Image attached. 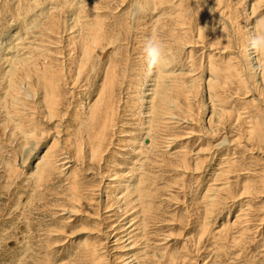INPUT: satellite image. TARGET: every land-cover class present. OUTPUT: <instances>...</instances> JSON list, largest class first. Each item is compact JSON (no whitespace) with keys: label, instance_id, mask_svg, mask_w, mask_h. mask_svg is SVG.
Returning a JSON list of instances; mask_svg holds the SVG:
<instances>
[{"label":"rangeland","instance_id":"374dc122","mask_svg":"<svg viewBox=\"0 0 264 264\" xmlns=\"http://www.w3.org/2000/svg\"><path fill=\"white\" fill-rule=\"evenodd\" d=\"M196 1L162 0L156 4L154 0L125 2L123 0H0V264H264V220H261L264 218V193H258L264 190L262 183L264 143L261 140L256 141L253 135L249 136L251 123L248 122V118L250 120L253 116V119H257H254L256 122L264 124V94L261 91L262 87H259V84H262L261 79L258 75H255L256 78L252 77L247 67H244L239 53L242 47L238 43L226 46L225 50L216 47L208 50L202 46L207 44L204 41H207L211 34L204 40L201 39L197 47L191 45L192 48L185 47L184 42L178 39L179 17L191 21V25L188 23L184 30H191L193 24L196 28V24L200 22L195 13ZM228 1H231V8L235 9L243 0ZM245 1H247L244 5L245 12L235 14L238 16L237 22L244 24L239 28L241 41L253 26L252 22L264 18V5L251 15L249 14L251 7L258 0ZM141 2L144 5L139 13L137 6ZM204 2L206 8L210 10L206 17L203 16L206 18L203 22L204 35L211 32L216 22L213 21L214 18L221 23L224 22L223 26L226 25L231 31L234 30L231 21L215 10L210 0ZM64 3L67 5L65 6ZM226 6L224 4L222 10ZM48 8H58L57 12L67 9L74 18L81 16L82 23L79 24L78 32L81 30L86 32L85 26L93 22L91 18L106 20L107 33L114 39L111 47L106 49V43H102L99 50L93 53L78 85L71 88L73 86L71 77H68L65 83L62 82L58 90V111L66 118L54 122L48 121L44 116L46 113L42 112L45 102L41 91L36 101L43 108L38 109L32 105V102L29 103L33 110L38 109H35L37 113L23 109L21 105L19 109L14 108L11 100L7 101V105L4 99L9 89L11 69L15 71V68L21 67V63L28 64L29 61L23 62V59H29L31 55L36 54L32 42H39L38 35L43 29L34 25L42 24ZM226 10L229 8L224 10L225 14H229L230 10L228 12ZM64 12L66 13V10ZM247 13L248 18H244V14ZM183 29L181 32H184ZM152 36L166 45L167 70L174 71L176 75H173L174 77L169 75L168 81L172 79L174 82L178 81L180 85L186 84L183 81H187L185 87L188 88L191 79H195L201 86L200 89H193L192 93L191 91L187 93L188 97L199 94L197 97L195 95L193 98L190 97V101L184 98L186 92L181 87V90L175 87L168 90L170 97L175 96L174 99L179 97L177 100L179 105L181 104L180 109L194 118V123L186 127L183 124L181 127H174L172 132L165 130L167 133L179 135L178 141L171 149H167L168 141L162 140L164 131L160 133V130H155L152 132L151 141L149 139L144 141L147 130L145 125L148 120L144 113L147 109L144 107L140 109L137 105L136 88L138 89L139 86L147 93L146 88L150 87L147 84L153 77L149 76L146 80L142 67L145 60L144 44ZM28 42L32 44L31 48ZM70 49V46L66 48L65 59L72 58L70 53L67 55ZM208 56H211L217 68L220 67L218 73L216 72L220 87L213 90L207 88L210 77L207 72ZM238 61H241L245 69L243 70L247 74L240 75L241 77L226 76L227 72H223L227 70L225 66L228 65L233 69ZM113 62H117L123 69L127 67V71L125 69L126 72H123L126 77L120 92L122 93L120 98L123 99L118 111L117 125L114 127V140L106 156L104 155L101 168L97 162L85 159L84 163V155H75L73 152L77 157L73 167L61 171V165H57L60 162L56 161L57 157L59 158V154L70 155V149L73 148L68 143L71 140L78 143V129L83 127L84 117L80 118L77 110L92 106L100 92L105 69ZM248 75L251 76V80ZM141 76L147 81L143 86L138 82L143 79ZM238 78H241V82ZM255 79L256 84L253 83ZM189 90L188 88L187 91ZM140 92L141 90L139 94ZM217 95L220 99L213 101L216 100ZM142 96L148 98L147 95ZM214 102L219 104L221 102L224 109L221 108V104ZM15 106L17 107V104ZM214 107L228 113L220 116L224 124L217 135L210 132V129L217 125L219 118L218 112L212 110ZM137 108L142 110L141 117L135 112ZM212 112L213 119L210 120ZM237 113H241L242 116L236 115ZM30 114L34 115L32 119L28 117ZM155 118L159 120L158 115ZM17 121L22 122V127L17 125ZM24 124L27 127L23 126ZM25 129L27 131H23ZM191 131H194V134H190ZM228 131L232 138H237L236 142L233 145L227 143L224 148L219 147L217 144L223 140L224 135L229 136ZM24 132H34L36 137H39L37 149L32 154L24 150L27 141ZM152 140V146L146 149ZM142 141L145 149L141 151ZM216 145L218 148L214 149ZM258 145H261L260 149ZM79 146L78 144L74 148L78 149ZM228 147H231V150ZM180 148L188 156L189 168L182 167V157L179 156L180 160H178L172 153ZM234 150H237L236 153ZM46 151L49 153L42 166L45 167L47 164L50 166V163L51 166H46L41 170L42 174H38L36 164ZM163 152H171L172 155ZM201 155L202 157L206 155L208 160L200 165L204 167L196 169L194 165L200 160ZM230 156H232L231 161ZM227 159L231 163L225 162ZM81 164L85 168L80 167ZM228 165L231 170L228 169ZM104 170L107 172L103 177ZM213 177L217 182H213L215 181ZM224 182H228V189L221 192L216 204L209 206L208 195L213 193L207 192L208 188L220 186ZM247 184L252 187L246 188ZM125 192H131V198L138 197V201L130 205V214H125L122 201L117 202L118 197ZM108 204L111 205L110 208L106 207ZM120 205L123 207L118 208ZM132 206L135 207L131 208ZM133 211L134 214L131 215ZM206 211H209L207 215ZM135 215H139L140 227L135 231L138 232L136 236L131 238L133 243L136 242L135 247L132 248L133 250L124 248L123 252L118 248L126 245L127 242L118 241L116 245L115 239L121 235L117 227L126 225ZM204 221L208 223L205 226ZM204 227H207L205 232ZM111 232L112 238L107 236ZM119 233L120 235H115ZM190 240L192 243H189Z\"/></svg>","mask_w":264,"mask_h":264},{"label":"bare ground","instance_id":"6f19581e","mask_svg":"<svg viewBox=\"0 0 264 264\" xmlns=\"http://www.w3.org/2000/svg\"><path fill=\"white\" fill-rule=\"evenodd\" d=\"M125 1L126 0H123V2H125ZM210 1L213 3L212 6H213V8H215V10H218L219 13H222L223 15H225V19H227L228 21H231V23L233 25V28H234V30H233L234 33H233V31H231V29H229L228 27H226V25L223 26L224 25L223 24L224 22L221 23V21H218L217 18H214L213 21H216V22H214V24H213L214 26L211 29V32L208 33L207 35H204L205 33H204V30H203L204 29L203 22H204V20L206 18H203V16L206 17L210 13V10L208 8H206V4H205L204 0H199V2L197 0L196 1L195 13L198 15V19H200L199 24H196L197 26L195 28V27H193L194 24L192 23L193 26L191 27L192 28L191 30H184L186 28V26H187L188 23L191 25V21L185 20V18L183 19V17L182 18L179 17V23H178V25H179V30H180L179 32L180 33L178 35L179 38L178 37L177 38L182 43L184 42L183 44L185 45V47L187 46V47H191L192 48L195 45L197 47V45H199L198 42L201 41V39L204 40L206 37H208L211 34L210 37L207 39V41H204L205 44L206 43L207 44L204 45V46H202V47H206L208 50L209 49L211 50L212 47H216L219 50H225L226 49V46H230V45H232L234 43L240 44V47H242V48H240L241 50L239 51V53H240V57L242 58V60L244 62V67H247V71L250 73V75H252V77L256 78L255 75H258L260 77L262 84H259L260 85L259 87H262L261 91L264 94V76H262L261 73L257 70V68H256V65H257L256 56L250 50V48L248 46L249 45V39H250L251 35L253 34V30H254V26L256 24V21L252 22L253 23V26L250 27V30H248L249 32L244 28L248 32V34L246 35V37L244 35L245 38H244L243 41H241V39L239 37V32H240V29L239 28H242V25L244 26V24L243 23L239 24V22H237L238 21L237 20L238 19V16L237 15L238 14H242L243 12H245L244 5H245V3L247 1L243 0L242 3L240 2L239 6H237L235 9H232L231 8V6H230L231 5L230 4L231 1H228V0H210ZM154 2L157 4V2L158 3L159 2H162V0H154ZM50 4H51V2H50ZM224 4L227 5L226 6L227 9L229 8V10H230L229 14H227V13L225 14V11H224L226 9L225 7H224V10H222ZM64 5L66 6L67 4L64 3ZM142 5H144V3L141 2L140 5L137 6V9H138L137 11L139 13L141 12L140 8L142 7ZM263 5H264V0H258L256 3H254L252 5L251 11H250L249 14L252 15V14L256 13L258 11V9L261 8ZM34 6H36V5H34ZM34 6H33V8H35ZM59 8H61V7H59ZM57 9L58 8H48L46 13H45V11L43 12V13H45V16H44L45 19H44V21H42V24L34 25L36 27L39 26V27H41L43 29V30H41L42 33H39L38 32L40 34V35H38L40 37L37 39V40H39V42L36 41L37 43H35L32 40L34 42V43L32 42L33 46L35 45V47H34L35 52L34 53H36V54L31 55V57L29 59L28 58L23 59V62H24V60L25 61H29L28 64H27V62L26 63H21V65H20L21 67L15 68V71H13V68L11 69V72L9 73V74H11L10 75V81H9V89L7 88L8 89L7 94L4 96V97H6L4 99H5V102H6L7 105H8L7 101L10 102V100H11V102H12L11 105L14 108H18L19 109V107H20L19 105H21V107H23V109H27L30 112L37 113L36 110H38L40 108H43V107L39 106L38 103H37V101H36V100H38L37 99V95L40 94V91H41V95L44 98V102H45V108L42 110V112L44 114L46 113L44 116L50 122H54V120H57V119H59V120L61 119L62 120L64 118H66L65 115L60 114L59 111H58V104H59V96H58L59 91L58 90L61 87L62 82L65 83V80L67 81L68 77H71L72 79L69 78V79H71V82H73L72 83L73 86L71 88H73L74 86L78 85L79 82L82 81V76H83L84 72L86 71L87 67L89 66V62H90L92 56L94 55L93 53L95 51L99 50L98 48H99V46H101L102 43H106V47L104 46L106 49H108L109 47H111L112 44L114 43V39L110 38L109 37V34L107 33L108 32V29H107V26L108 25L106 23L107 22L106 20H102V19L99 20L98 18H94L93 19V18H91V16H89L91 18V21H93V22H90V24H87V26H85L86 27V30H85L86 32H83V30H81L80 32H78L79 31V28H78L79 27V24L82 23L81 20H80L81 16H80V18H76V17L74 18L73 16H71L72 13L70 14V11L67 12L68 11L67 9L64 8L66 10V13L64 12L65 10L63 12L62 11L57 12ZM229 10H226V12H228ZM234 10H236V11H234ZM91 13L92 12H90V14ZM195 13H193V14H195ZM235 14H237V15L235 16ZM247 15H248V13L247 14H244V18H248ZM246 25H245V27H247ZM31 26H33V24ZM83 26H84V24H83ZM76 27H77L78 30L76 29ZM167 28H168V26H167ZM182 29H183L184 32H181ZM162 30H164V29L162 28ZM193 31H195V33ZM111 34H113V33H111ZM170 35H171V33H170ZM173 36H172V38H173ZM23 42H25V41H23ZM28 43L30 44L29 46L31 48V45L32 44L30 42H28ZM208 44H210V45L208 46ZM191 45H193V46H191ZM201 45H203V44H201ZM68 46H70L71 49L68 51L67 55L70 53V55L72 56V58L65 59L66 57H64V56L66 55V51H67L66 48ZM169 48L171 49V47H169ZM31 54H32V52H31ZM73 55H75V56H73ZM208 58L209 59H208L207 67L209 68V70L207 72L209 73L210 77L208 78V81H207L208 82L207 88H210L211 90H213L214 88L220 87L219 80H218V75H217L220 67L217 68L215 62L212 61L213 59L211 58V56L210 57L208 56ZM73 64H76V65L73 66ZM142 65H143L142 67H144V71H143L144 73H143V75L146 77L145 79L147 80V77L153 76L151 78V82H149L147 84V86H150V87L146 88L148 90L147 93L143 92L144 91V90H142L143 88L140 89L139 86H138V89L136 88V90H138V95L136 96L137 105H139L138 107L140 109H141V107H144L145 109H147L146 113H144L145 116L148 117V120L146 121L147 124L145 125V128H147V130L146 131L144 130L145 133H146V136L143 139H144V141H145V139H149L151 141V136H152V132L153 131L160 130V133L164 131L162 133V134H164V135H162V137H163L162 140L164 142L165 141L166 142L168 141V145L167 146L169 148H167V149H171L173 147V145L176 143V141H178L179 135L176 134V133H170V132L167 133V131H171L172 132V130L174 129V127H176V126L177 127H181L183 124H184L183 126L186 127L187 125H189L191 123H194V121H193L194 118L191 117V114H187V112H185V111H183V110L180 109V105L181 104L179 105V103H178L179 101L177 100V98H179V97H177L176 99H174L175 96H174V98L170 97L168 90L169 89L170 90L171 89H174V87L177 88V89H180V87H181V89L186 92L185 93L186 94V97H184V98H188L189 99L191 96L188 97L187 96V93L190 92L193 89H197L198 90V89H200L201 86H199L200 84H198V82H196L195 79H193V80L191 79L190 84L187 85L190 90L187 91L188 88L185 87L186 84H187V81L181 80L183 82H186V84L183 83V85H180L178 81L177 82L176 81L174 82L172 79H171L172 81L170 80L171 82L168 81V79H170L169 78V75H171L172 77L176 76V75H174V71H168L167 70V67H166L164 70H162L158 74H156V73L149 74L148 69H147V64H146V61L145 60L143 61ZM225 67L227 68V70L226 71L223 70V72L224 73L227 72L226 73L227 75L225 74L226 76H229V75L230 76L231 75H237V76L239 75L240 76V75H246L247 74V73L245 74V71H244L245 69H244L243 64L241 63V61H238V63L236 62V64L233 66V69H230V67L228 65L225 66ZM20 68H22V69H20ZM226 68H224V69H226ZM125 69H123V67L121 65H119L117 62L109 63V66L105 69L106 72H105V75H104L103 82L101 84V89H100V92H99L98 97L96 98L95 102L92 104V106L90 105V107H88L87 109L86 108L85 109L84 108L83 109L80 108V109L77 110L78 111L77 114L80 116V118L81 117H84L83 122H82L83 123V127L81 126L82 128L80 127L78 129V133L79 134L77 136H79V137L77 138V136H76L78 143H76L75 140L72 141L71 139H70L71 142L68 143V144H70V147L73 148V149H70V155L61 156L59 154V158L57 157V160L56 161L57 162L60 161L59 164H57V165H59V166L61 165L60 166L61 168L59 167L60 169H62L61 171H65L68 168L73 167L74 163L76 162L75 161V158H77L75 156L76 154H78V155L79 154L84 155V163H85L86 160H90V162H97L99 164V167L101 168V162L104 160V155L109 150V147L111 146V144H112V142L114 140L113 139V136L115 134L114 127L117 125V118H118V115H119L118 114V111H119V108H121L120 107V104H121V100L123 99V98H120V96L122 94V93L120 94V92H121L122 84L124 82V78L126 77L124 73L127 71V69H126V71H125ZM7 74H8V72H7ZM188 74L190 75V73H188ZM188 74H184V75H188ZM250 77L251 76H249V80H251ZM240 79H239V81L241 82ZM256 81L257 80L255 79V82H253V83L256 84L257 83ZM138 82H139V84H141L143 86V84L145 85V83L147 81H145L144 78H143L141 80H138ZM243 84H245V83L243 82ZM254 84H253V86H254ZM256 89H257V87H256ZM140 90H141V92L139 94V91ZM191 93H192V91H191ZM207 93H209V91ZM143 94L144 95H147L148 98H144L142 96ZM173 94H174V91H173ZM194 95L196 96V94H194ZM194 95H193V97H194ZM218 95H220V93H218ZM218 95H217V97L215 96L216 97V100L213 99V101H217L218 98L220 99V96L221 95L219 97H218ZM210 96H211V94H210ZM193 97H191V98H193ZM202 97H204V96L202 95ZM210 98H208V99H210ZM212 98H213V96H212ZM221 99H223V97H221ZM189 101H190V99H189ZM202 101H204V98H203ZM31 102H32V105L36 106L38 109L35 108L36 110L35 109L33 110L31 108L32 107L31 104H29ZM222 102H223V100H222ZM205 103H206V101H205ZM217 103L214 102V104H217ZM16 104H17V107L15 106ZM144 104H148V105L145 106ZM185 104H187V103H185ZM220 104H221V102H220ZM223 104H224V102H223ZM189 106H190V104H189ZM205 106H207V105L205 104ZM202 107H203V103H202L201 108ZM223 107H224V105L221 106V108H223ZM184 108H186V106ZM140 109L137 108V110H135V112L140 115L139 117H141V114H142V110H140ZM214 109H215V107L212 110L214 112H215V110L218 112L217 114H219V118L217 120L218 121L217 125L214 128H211L210 129V132L213 133L214 135H217L221 131L220 128H222V126L224 124L221 121L222 117H220V116L225 115L227 112L225 113V111H223L224 108L223 109H219V110H218V108H216L215 110ZM203 110H204V108H203ZM226 110H228V109H226ZM39 112H40V110H39ZM43 113H39V114H43ZM241 113H237L236 115H238V114L241 115ZM157 115L159 116V120H156V118H155ZM227 115H228V113H227ZM240 115H239V118L242 116V115L241 116ZM19 116L20 115H18V117ZM28 117L32 119L34 117V115L33 114H30ZM252 117H251L250 120L248 118V122L251 123L250 124V128L251 129H249L250 130L249 131L250 134L249 133L248 134H249V136H252L253 135V138H255L256 141L261 140L264 143V124H259L258 122L255 121L257 119L254 118L255 119L254 120ZM139 119L142 120L141 118H139ZM211 119H213V112H212V115L210 114V120ZM80 121H82V119ZM211 122H213V121H211ZM16 123H17V125H19V127L20 126L22 127V122L21 121H17ZM246 124H247V122H246ZM142 125H144V123ZM23 126H26V125L24 124ZM165 130H167V131L165 132ZM23 131H27V130L25 129ZM24 133H25V138L27 139L26 144L24 146V150L26 152H28L29 154H32V152L37 149L38 138L39 137H36V135L34 134V132H29V133L28 132H24ZM190 134H194V131H191ZM227 134H229V136H228L229 138L226 135H224L223 140L220 141L217 144L219 147H221V146L223 147L227 143H228V145H233L236 142L237 138L236 137L235 138H232L231 137L232 135L230 134V131H228ZM165 135H167V136H165ZM73 136H74V134L72 133V137ZM189 136H191V135H189ZM185 138H186V136H185ZM187 138H188V136H187ZM54 141H56V139H54ZM144 141H142V144L140 142V147H141L140 150L141 151L145 149V146H144V149H143V142ZM152 143H153V140H152L151 143L149 142V145L146 146V149L147 148L150 149V147L152 146ZM78 144L80 145L79 148L78 149L77 148L75 149L74 147H77ZM217 145H216V147L214 146V149L218 148ZM184 146L187 147V145H184ZM260 146L261 145H258L259 149H260ZM230 148L228 147V149H230ZM68 149L66 148V150H68ZM212 150L213 149H211V151ZM225 150H226V148H225ZM182 151H184V150H182L180 148L179 150H175L172 153L175 156V158H177L178 160H180L179 159V156L182 157L181 158V166L182 167L189 168V166H188L189 163L187 161L188 156H186ZM236 151H235V153H236ZM73 152L75 153V155L73 154ZM47 153H49V152L46 151L45 154L42 156V158L40 160H38V162L36 164V172L38 174L39 173L42 174V171L41 170L42 169L44 170V168L46 166H49V164H47L45 167L42 166V164L46 160L45 158L47 156ZM166 153H167V155L168 154L169 155L170 154L172 155L171 152L170 153L163 152V154H166ZM196 153H198V152H196ZM202 153H204V152H202ZM207 153H210V152L207 151ZM235 153H234V156H235ZM226 154H228V153H226ZM232 154H233V152H232ZM79 158H80V156H79ZM225 158H228V157H225ZM231 158H232V156L229 157V160ZM200 160H202V161L200 162ZM200 160H198L199 162L197 161L196 164L194 165V166H196V169H201V167H204V166H201L200 167V165L203 164L205 161H207L208 160V157L206 155H205V157L204 156L202 157V155H201ZM22 161L25 162V160H22ZM230 161H228V159H227V161H225V162H230ZM223 162H224V160H223ZM48 163H50V162H48ZM136 163H137V161H136ZM77 164H79V163H77ZM82 164H81L80 167L85 168ZM225 165H227V164H225ZM50 166H51V163H50ZM220 167H222V166H220ZM223 169H224V167H223ZM228 169L231 170L230 169V166H229ZM85 170H87V169H85ZM222 170H221V172H222ZM105 172H107V171L104 170V172L102 173L103 174V177L106 176L105 175ZM223 172H224V170H223ZM260 173H261V171H260ZM226 175H228V174L226 173ZM73 176L74 175H72V177ZM262 176H263V174H262ZM213 179H214V177H213ZM101 180L103 181V179H101ZM214 180L215 181H213V182H217L216 181L217 179H214ZM227 180H229V179H227ZM262 181H263L262 183H264V178H262ZM228 182H224L221 185L219 184L220 186H217V187H209L208 188V191L207 192H212L213 193V195H211V193L208 195V200L209 201H207V202H209V206H213L214 204L217 203V201H219V199H220V196L219 195H221V192L225 191L229 187L228 186ZM127 185H129V184H127ZM210 185L213 186L214 184H210ZM130 186L132 187V185H130ZM130 186H127V188H129ZM247 186H248V184H247ZM251 187L252 186H248L246 188H251ZM127 188H125V189H127ZM246 188H245V190H246ZM127 190H129V189H127ZM130 193H126L125 192L124 194H121L119 197L117 196L118 197V201L117 202L119 203V202L122 201L121 204L123 203L122 205L124 206L123 207L122 205H120V206H118V208H122L123 207L122 209L124 210L125 214H127V213L130 214V212H129V210H131V209H129L130 208V205H132L134 202L136 203L138 201L137 200L138 197L136 199L135 198H131L130 197V195H131ZM142 193H143V190H142ZM258 193H261L262 194V193H264V190L259 191ZM110 196H112V195H110ZM238 196H240V195L238 194ZM107 198L109 199V194H108V197ZM107 198H106V200H107ZM206 205L204 204V206H206ZM110 206L111 205L108 204V206H106V207H109L110 208ZM135 206H132L131 208H134ZM118 208H116V209H118ZM134 211H136V209ZM134 211L131 212V215H132V213L134 214ZM116 212H117V210H116ZM208 212L206 211V215L208 214ZM138 216L139 215H135L133 218H131L129 220V222H127L126 225H120V226L117 227V229L120 230L121 235H120V233L119 234H115V235H120V237H118V238L115 239L116 240L115 243L118 242V241H121L122 243L125 242V241L127 242L126 245L120 246L118 248L119 250L120 249L122 250L124 248L129 250V249H132V248L135 247V243L136 242L134 241L135 243H133V239H131V238L132 237L134 238L136 236V233H138V232H135V231L139 230V228H140L139 227V218H138ZM261 220H264V218L261 219ZM261 222H263V221H261ZM203 223H204L203 224L204 226L208 224L207 222H206L207 223L206 224L205 221ZM206 228L205 227L203 228V231L204 232L206 231ZM113 229L115 230L116 228H113ZM115 235H113V237ZM107 236H109L110 238H112L111 237L112 236V232L111 233H108ZM189 243H192L191 240H190ZM189 243H187V244H189ZM117 244L118 243H116V245ZM122 251L124 252V250H122ZM105 258L106 257H104V259Z\"/></svg>","mask_w":264,"mask_h":264},{"label":"clouds","instance_id":"9594fccd","mask_svg":"<svg viewBox=\"0 0 264 264\" xmlns=\"http://www.w3.org/2000/svg\"><path fill=\"white\" fill-rule=\"evenodd\" d=\"M248 46L256 56L257 70L264 76V18L256 21ZM143 52L149 74H158L167 67L166 45L155 36L145 41Z\"/></svg>","mask_w":264,"mask_h":264}]
</instances>
